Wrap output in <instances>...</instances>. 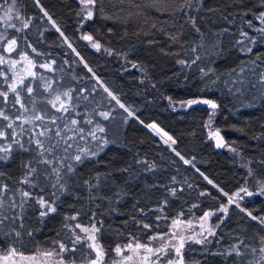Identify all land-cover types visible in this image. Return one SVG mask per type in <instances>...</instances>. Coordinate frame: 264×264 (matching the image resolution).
Instances as JSON below:
<instances>
[{"label":"trees","instance_id":"obj_1","mask_svg":"<svg viewBox=\"0 0 264 264\" xmlns=\"http://www.w3.org/2000/svg\"><path fill=\"white\" fill-rule=\"evenodd\" d=\"M182 2L123 0L121 3L120 0H105L104 11L113 18L104 19L97 13L92 21L81 26L80 18L76 16L80 9L78 0H40V5L92 68L95 77H99L121 103L134 111L135 116L125 122L123 117L127 114L102 88L96 87V91H92L96 86L95 77L79 63L80 58L62 43L63 38L47 22L34 0H17L16 7L21 15L31 17L32 21L30 28L22 34L8 29L9 38L27 36L28 41L43 55L31 53L23 41L21 46L38 64L56 61L55 72L35 69L38 75L44 76V81H26L35 89L34 98L43 103L48 94L43 91L42 85L51 79L56 81L54 88L59 91L68 88L77 92L87 90L91 103L85 101L81 105L79 111L82 113L87 110L91 114L96 109L107 111L111 108L114 118L101 121L106 128V137L112 143L95 159L77 166L69 192L60 196L57 213L41 221L38 211L29 209L23 220L24 228L20 229L17 225L22 233L20 240L17 241L14 236L0 237V248L4 252L9 244H15L24 254L34 253L37 248H51L53 240L66 239L62 228L64 216L79 211L81 215L78 220L71 223L89 225L93 219L102 221L99 240L108 250V263L115 257L111 249L117 244L128 243L130 235L145 242L154 233L167 232L171 221L180 213H183L180 217L183 221L198 223L204 211L214 210L221 203H226L227 198L208 184L200 173L229 195L244 185L246 178L252 191L256 190L258 179L264 181V163H261L264 161V100L257 98L254 107L245 106L257 96L258 89L250 85L258 79L253 71L258 74L264 70V41L254 45L253 52L248 54L242 53L236 46L241 29L250 36L259 37L254 28L264 25L254 16L264 8H261L260 0H205L204 8L215 11L185 10L198 17L200 33H197L187 22L184 11H177ZM248 20L253 22V28L248 27ZM225 28L227 32L223 31ZM85 34H91L94 41L102 45L100 51L81 38ZM193 47L196 48L195 52L192 51ZM104 49H111L112 55ZM197 56L200 59L190 67L177 62L184 60L190 64ZM257 56L261 59L257 60ZM253 60L257 65L255 69L246 66V62ZM241 67L246 68L243 75L250 82L249 89L243 95L233 91L231 81L237 76L229 75L233 69L239 74ZM202 68L208 75H202ZM196 98L212 99L220 105L211 130H221L226 147L217 148L216 141L208 136L210 129L205 124L210 110L206 105L174 109L169 104ZM84 105H87V109ZM151 122L157 123L176 140L172 147L192 164H185L158 135L145 127ZM230 148H235L236 152ZM24 158L27 159L26 154ZM137 160L155 164L156 168L146 172L144 165H138ZM19 163L20 156H16L14 163L2 169L6 173L5 182L12 184L19 179ZM249 167L254 171L251 177L248 176ZM125 168L129 171H120ZM97 173H111L101 181L99 188L92 191L93 197L104 199H89V189L83 181L94 178ZM130 175L136 178L129 179ZM145 182L162 184L167 189L174 187L177 189L176 195L171 196L164 188L157 187L151 192V200H145L142 194ZM91 183L95 184V179H91ZM118 191L127 194L118 200L114 195ZM50 192L48 188L45 194ZM201 192L206 195L201 196ZM108 197H111V202ZM165 199L168 203L162 213L149 211L155 209L158 201ZM242 205L254 210V215H264V197H246ZM141 208L145 209L144 213L137 211ZM93 212L96 213L94 218ZM157 215L166 219L157 221ZM133 217L152 225V228L143 229L133 222ZM212 223L215 225L216 218ZM28 231L32 232L31 236L27 235ZM236 235L247 238L264 233H259L255 222L242 218V214L233 206L226 222L218 229V237H223L222 246L226 247ZM246 242L259 247L258 240L246 239ZM207 247L211 251L218 248L215 243ZM80 255V252L75 254L77 258ZM185 259L189 264L196 260L200 264H232L231 259L225 261L223 257L204 253L202 246L194 243L186 245ZM77 263H81L79 258Z\"/></svg>","mask_w":264,"mask_h":264},{"label":"snow or ice","instance_id":"obj_2","mask_svg":"<svg viewBox=\"0 0 264 264\" xmlns=\"http://www.w3.org/2000/svg\"><path fill=\"white\" fill-rule=\"evenodd\" d=\"M120 2L123 3V0ZM34 3L47 18V22L63 38L62 43L66 44L72 53L80 58L79 63H82L87 71L95 77L92 68L73 47L52 16L40 5V0H34ZM78 3L80 9L76 16L80 18L81 26L92 21L97 13L104 19L113 18L104 11L105 0H78ZM204 3L205 0H183L177 9V11H184L187 22L197 33H200V28L197 26L198 17L188 14L185 10L215 11V9L204 8ZM16 5L17 0H2L0 2V28L3 29L0 31V79H2V84H0V237L14 236L18 241L21 239L22 233L18 230L17 225L20 229L24 228L23 220L27 211L29 209L37 210L41 221L49 215L57 213L60 196L69 192L77 166L95 159L112 143L107 139L106 128L101 121H109L114 117L111 108L107 111L96 109L91 114L87 110L82 113L79 111L81 105L85 101H89L87 90L80 89L77 92L75 89L68 88L59 91L54 88L56 81L51 79L46 80L42 85L43 91L48 94L43 103L40 104L34 98L35 89L26 81L37 79L44 81V76L38 75L35 69L41 68L48 72H55L56 61L38 64L34 57L21 46V41H23L26 48L31 49V53L36 56L43 55L28 41L27 36L9 38L8 29L22 34L30 28L32 21L31 17H23ZM260 5L261 8H264V0H260ZM248 11L252 10L248 9ZM254 18L264 25V10L258 11ZM225 19L227 18L225 17ZM246 23L249 28L254 27L251 20ZM18 24L19 26H17ZM223 31L227 32L228 29L225 28ZM254 31L259 33V37L250 36L248 32L241 29L240 39L236 41V46H239L242 53H252L253 46L264 41V26L254 28ZM81 38L91 42V46L97 51L101 50L102 45L98 41H94L91 34H85ZM104 50L112 55L111 49ZM192 51L195 52L196 48L193 47ZM199 59L200 57L197 56L190 64L184 60L177 62L190 67ZM256 59L260 60L261 57L257 56ZM246 66L255 69L256 61L246 62ZM245 70V67H241L239 74L235 69L229 73L230 76H237V79L232 80L231 83L234 85L233 91L241 95L249 89L250 85L243 75ZM200 71L202 75H208V72H205L203 68ZM253 74L257 75L258 79L250 86L258 89V92L257 96L253 97V101L245 105L246 107H254L257 98L264 100V70L258 74L253 71ZM95 80L96 86L92 91L95 92L96 87L102 88L103 92L127 114L123 117L125 122L128 118L135 116L134 111L121 103L119 97L105 86L99 77H95ZM38 104H40L39 107ZM197 104L206 105L210 110L205 124V127L210 129L209 138L216 141L217 148L226 147L221 130H211L220 105L212 99L196 98L180 102V107H191ZM84 106L87 109V105ZM96 117L100 119H96ZM145 127L161 136L164 144L172 148L175 155L185 164H192V161L185 159L180 152L172 147L176 144V140L160 129L157 124L151 123ZM230 150L236 152L235 148H230ZM25 154L27 159L24 158ZM16 156H20L21 175L18 180L9 184L5 182L6 173L2 169L14 163ZM136 163L144 165L146 172H152L156 168L155 164L144 160H137ZM192 166L194 167V165ZM120 171L128 172L129 169H120ZM110 175L111 173H97L94 178L83 181V184L89 189V199H104V197H93L92 191L99 188L101 181L106 180ZM200 175L227 198L226 203H221L214 210L204 211L195 226L192 221H183L180 218L183 213H180L177 218L171 221L167 232L154 233L148 237L146 242H141L138 237L130 235L127 244H117L114 249H111L118 258L114 259L112 264H164L165 261L166 264H189L185 259V249L189 243L201 245L203 252L210 253L213 257H223L225 261L231 259L232 264H264V235L247 238L236 235L226 247L222 246L223 237H218V229L226 222L233 206L242 214V218L255 222L259 233H264V215H254V210L242 205L246 197H264V181L258 179L256 190L252 191L249 189L246 178L245 184L229 195L203 173ZM253 175L254 171L249 167L248 176ZM135 178L133 175L129 176V179ZM91 179H95L96 183H91ZM157 187L164 188L171 196L176 195L177 189L174 187L167 189L162 184H147L145 182L142 190L143 198L151 200V192ZM48 188L51 189V192L46 195L45 192ZM126 194L118 191L114 195L119 200ZM200 195L204 196L206 193L201 192ZM108 199L111 202V197ZM167 203V199L158 201L155 209L149 211L162 213ZM193 207L195 208L197 205H193ZM137 211L144 213L145 209L141 208ZM80 215L81 212L77 211L73 215L64 216L65 222L62 228L65 230L66 239L53 240L50 249L37 248L32 255H25L23 251L18 250L15 244H9L6 253L0 248V264H23V262H29V264H77L78 258L81 264H105L108 250L99 240L102 221L93 219L89 225H82L78 222L71 223L77 221ZM95 215L96 213L93 212V218ZM213 218H216L215 225L212 223ZM162 219H166V217L156 216L157 221ZM133 222L141 225L145 230L152 228V225L136 220L135 217H133ZM98 224L101 226L98 227ZM27 235L31 236L32 232L28 231ZM246 239L258 240L259 247L246 242ZM212 243L218 246L216 251H211L207 247ZM82 249L83 251H81ZM77 252L81 253L78 258L75 256ZM191 264H200V261H192Z\"/></svg>","mask_w":264,"mask_h":264},{"label":"rangeland","instance_id":"obj_3","mask_svg":"<svg viewBox=\"0 0 264 264\" xmlns=\"http://www.w3.org/2000/svg\"><path fill=\"white\" fill-rule=\"evenodd\" d=\"M190 10H188V12H189ZM187 101V100H186ZM180 102H182V101H180ZM180 102H169V104H170V106L172 107V108H174V109H185V108H188V107H185V108H181L180 107ZM151 130V129H150ZM159 136V135H158ZM160 137V136H159ZM161 138V137H160ZM162 141H163V139H161ZM193 222V221H192ZM197 223V222H196ZM196 223L195 222H193V225L195 226L196 225ZM198 230V229H197ZM189 234H191V233H189ZM146 242V241H145ZM157 244L159 243V242H156ZM127 244V243H126ZM48 249H50V248H48ZM5 253H6V251H5ZM33 253H31V254H25V255H32ZM127 254V253H126ZM114 259H118L116 256L114 257ZM113 259V260H114ZM113 260L111 261V262H108V263H106L105 262V264H112V262H113ZM23 264H29V262H23ZM77 264H81V263H77ZM164 264H166V261L164 262Z\"/></svg>","mask_w":264,"mask_h":264},{"label":"water","instance_id":"obj_4","mask_svg":"<svg viewBox=\"0 0 264 264\" xmlns=\"http://www.w3.org/2000/svg\"><path fill=\"white\" fill-rule=\"evenodd\" d=\"M151 123H155V122H151ZM150 123V124H151ZM155 124H157V123H155ZM158 125V124H157ZM158 127L160 128V129H162L159 125H158ZM164 132H166L164 129H162ZM169 135V134H168ZM161 137V136H160ZM165 139H166V137H165Z\"/></svg>","mask_w":264,"mask_h":264}]
</instances>
